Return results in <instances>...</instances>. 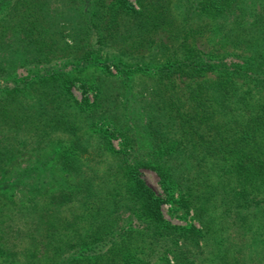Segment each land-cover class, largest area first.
I'll use <instances>...</instances> for the list:
<instances>
[{
    "label": "trees",
    "instance_id": "16d2710c",
    "mask_svg": "<svg viewBox=\"0 0 264 264\" xmlns=\"http://www.w3.org/2000/svg\"><path fill=\"white\" fill-rule=\"evenodd\" d=\"M0 264H264V0H0Z\"/></svg>",
    "mask_w": 264,
    "mask_h": 264
},
{
    "label": "rangeland",
    "instance_id": "374dc122",
    "mask_svg": "<svg viewBox=\"0 0 264 264\" xmlns=\"http://www.w3.org/2000/svg\"><path fill=\"white\" fill-rule=\"evenodd\" d=\"M74 93L78 98L82 97L80 91L77 88L74 89ZM120 143H122L120 139L114 141V144L116 146H119ZM14 169L15 168H13V170ZM11 171L9 174H7V178L11 176ZM141 179L157 195H159L163 199L165 198V194L159 184V177L156 175L155 172L148 169H143L141 170ZM176 198L179 199L177 195ZM162 211L166 220L171 222L173 225H178V226L197 225L196 221L193 219L194 214L193 213L186 214L185 209H183L182 207H180V205L176 203L175 204L165 203L162 206Z\"/></svg>",
    "mask_w": 264,
    "mask_h": 264
}]
</instances>
